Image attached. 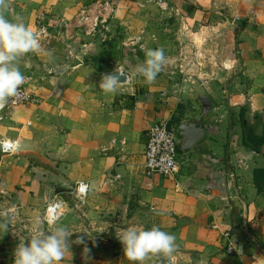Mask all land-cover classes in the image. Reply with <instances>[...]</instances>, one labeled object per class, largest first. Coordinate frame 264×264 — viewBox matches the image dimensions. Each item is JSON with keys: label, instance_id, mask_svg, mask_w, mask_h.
I'll return each instance as SVG.
<instances>
[{"label": "crops", "instance_id": "0c3cea01", "mask_svg": "<svg viewBox=\"0 0 264 264\" xmlns=\"http://www.w3.org/2000/svg\"><path fill=\"white\" fill-rule=\"evenodd\" d=\"M0 14L41 45L16 61L34 101L0 122V141L15 145L0 152V264H13L37 219L70 234L60 264H135L117 238L131 226L176 238L171 256L144 264H264V0H5ZM157 48L166 59L149 83L135 69ZM119 69L129 82L100 89ZM161 123L203 131L177 147L171 178L145 172L148 131ZM80 182L85 203L59 193L56 221H42L50 197Z\"/></svg>", "mask_w": 264, "mask_h": 264}, {"label": "clouds", "instance_id": "9594fccd", "mask_svg": "<svg viewBox=\"0 0 264 264\" xmlns=\"http://www.w3.org/2000/svg\"><path fill=\"white\" fill-rule=\"evenodd\" d=\"M5 0H0L4 6ZM38 34L25 25L20 19L10 20L0 14V108H3L10 98L18 95V89L24 83L25 77L17 66V59L29 52L40 49ZM162 48L148 49L145 60L136 66V73L151 83L161 71L165 62ZM121 76L117 74L104 75L99 88L106 93L116 91ZM9 211H12L10 209ZM40 221L36 220L35 234L31 238L22 237L13 251V264H60L69 251L70 234L62 227H55L51 232L40 229ZM9 225L0 221V231L7 232ZM118 240L123 246L124 257L135 264H144L150 255L162 254L171 256L176 251L175 236L153 226L150 229L142 227H122L118 229ZM80 243H83L81 238ZM88 251L87 248L84 249Z\"/></svg>", "mask_w": 264, "mask_h": 264}, {"label": "built area", "instance_id": "2783aa9c", "mask_svg": "<svg viewBox=\"0 0 264 264\" xmlns=\"http://www.w3.org/2000/svg\"><path fill=\"white\" fill-rule=\"evenodd\" d=\"M37 21L41 26L44 21V14H40L37 17ZM97 21L94 22L95 27H97ZM40 29L43 30V27H40ZM32 101H34L33 94L28 89L20 87L18 89V95L10 98L8 103L3 108H0V122L10 116L15 109L27 105ZM14 146L11 142L0 141V152L4 155H12L14 153ZM177 156L175 131L170 129L167 123L152 126L148 131V141L144 152L146 175L148 177L158 175L163 178L176 176L180 171V163L178 162ZM88 190V185L85 182H80L74 187L72 195L78 202L84 204ZM56 203L61 205L60 202L53 201L50 206ZM50 206L47 209L48 213ZM57 214L54 215L56 219ZM52 215H45L46 223H50V217ZM224 236L228 241L226 253L232 255L234 248L229 242V235L225 234Z\"/></svg>", "mask_w": 264, "mask_h": 264}, {"label": "water", "instance_id": "95a60500", "mask_svg": "<svg viewBox=\"0 0 264 264\" xmlns=\"http://www.w3.org/2000/svg\"><path fill=\"white\" fill-rule=\"evenodd\" d=\"M119 65L120 64L118 63V66ZM117 72L121 76V80H120L119 84H127L131 78V75L129 72H127L123 69L115 70L113 72L106 73L105 75L117 74ZM204 103H207V102H204ZM199 122L200 121H197L195 123L200 125L201 123H199ZM172 130L175 131L177 147L183 151H187L188 149L192 148L203 137V131L201 129H194L193 127L185 125V124L179 125V126L175 127L174 129L172 128ZM65 192H68V193L73 192V189L72 188H65V189H62L61 191H56L53 194V196L50 197V199H49L50 203H53V200L55 199V197L59 193H65ZM53 205H54V207L51 208V212H53V215L50 217V224H53L56 221V217L54 215L60 210V204L59 203H56ZM79 237L82 239H86L85 234L80 235Z\"/></svg>", "mask_w": 264, "mask_h": 264}, {"label": "rangeland", "instance_id": "374dc122", "mask_svg": "<svg viewBox=\"0 0 264 264\" xmlns=\"http://www.w3.org/2000/svg\"><path fill=\"white\" fill-rule=\"evenodd\" d=\"M119 42H121V41H115V42H113V44H112V42H107V44L106 45H108V46H111V48H113L114 50L113 51H111L112 52V55H113V57H112V59H113V61H115L116 59H117V56L115 55V53H114V51H115V48H116V46H117V44L119 43ZM111 43V44H110ZM120 44V43H119ZM116 62V61H115ZM27 89V88H26ZM61 210V209H60ZM45 214H46V210H45V212H44ZM44 217H45V215H44ZM44 219V218H43ZM42 219V221H44L45 222V220H43ZM46 223V222H45ZM44 231V230H43ZM114 235H115V233L113 232V231H111V233L108 235V239H113V237H114Z\"/></svg>", "mask_w": 264, "mask_h": 264}, {"label": "trees", "instance_id": "16d2710c", "mask_svg": "<svg viewBox=\"0 0 264 264\" xmlns=\"http://www.w3.org/2000/svg\"><path fill=\"white\" fill-rule=\"evenodd\" d=\"M262 178H264V172H256V182H258V180H262ZM110 243L113 245V247L119 246L117 240H111Z\"/></svg>", "mask_w": 264, "mask_h": 264}, {"label": "bare ground", "instance_id": "6f19581e", "mask_svg": "<svg viewBox=\"0 0 264 264\" xmlns=\"http://www.w3.org/2000/svg\"><path fill=\"white\" fill-rule=\"evenodd\" d=\"M53 207H54V205H51V206H50V209H49V213H50V214H53V212H51V208H53ZM61 208H62V207H61V205H60V209H61ZM59 211H60V210H59ZM59 211H58V212H59ZM58 212H57V213H58ZM57 213H56V214H57Z\"/></svg>", "mask_w": 264, "mask_h": 264}]
</instances>
